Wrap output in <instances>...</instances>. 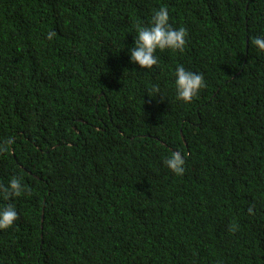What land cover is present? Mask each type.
Here are the masks:
<instances>
[{"label":"trees","instance_id":"obj_1","mask_svg":"<svg viewBox=\"0 0 264 264\" xmlns=\"http://www.w3.org/2000/svg\"><path fill=\"white\" fill-rule=\"evenodd\" d=\"M161 6L186 44L141 69ZM262 33L264 0H0V185L29 189L0 194V264H264ZM177 65L204 76L189 103Z\"/></svg>","mask_w":264,"mask_h":264},{"label":"clouds","instance_id":"obj_2","mask_svg":"<svg viewBox=\"0 0 264 264\" xmlns=\"http://www.w3.org/2000/svg\"><path fill=\"white\" fill-rule=\"evenodd\" d=\"M55 35L54 31H50L47 33L46 39L52 40ZM186 36L185 28H174L169 23V10L167 7L161 6L153 12L147 26L136 27L133 46L127 51L129 62L141 69H150L158 63L155 55L157 50L182 51L186 44ZM249 43L259 52H264V33L251 36ZM173 76L174 98L177 101L191 102L205 86L203 74L188 70L183 65L176 66ZM151 93L159 97V85H152ZM13 143L14 140L11 137L0 142V152L11 150ZM164 164L175 175L181 176L185 172V159L180 151H175L168 156L164 160ZM27 191L29 189L23 184L22 177L19 176H13L6 185H0V194L5 201ZM248 211L251 213L252 208H249ZM17 219L18 213L13 203L0 204V230L10 228Z\"/></svg>","mask_w":264,"mask_h":264}]
</instances>
